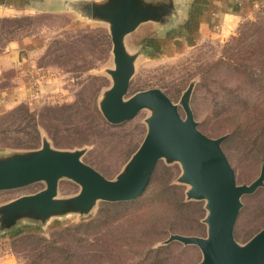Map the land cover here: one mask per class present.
Here are the masks:
<instances>
[{"label": "rangeland", "instance_id": "rangeland-1", "mask_svg": "<svg viewBox=\"0 0 264 264\" xmlns=\"http://www.w3.org/2000/svg\"><path fill=\"white\" fill-rule=\"evenodd\" d=\"M73 16L0 15V155L39 149L46 138L57 149H85V163L116 179L142 144L151 111L142 109L118 124L106 119L100 101L112 85L106 72L114 67L109 29L102 23L75 26ZM183 34L180 27L159 30L146 23L128 36L129 49L146 45L127 98L159 88L179 103L193 83L190 104L199 130L212 138L228 135L223 149L236 181L249 184L260 175L264 159V4L223 41L211 38L186 47L178 39ZM31 38L37 46L27 52L30 79L23 92L12 94L18 67L5 56L13 44ZM182 172L179 162L161 159L149 186L134 200H100L89 214L52 218L44 227H21L11 243L17 264L200 262L198 246L164 244L173 233L208 234L206 201L187 199L190 186L178 180ZM45 187L40 181L0 190V204ZM80 189L63 178L58 195L70 197ZM262 228L264 186L242 197L234 237L244 244Z\"/></svg>", "mask_w": 264, "mask_h": 264}, {"label": "water", "instance_id": "water-1", "mask_svg": "<svg viewBox=\"0 0 264 264\" xmlns=\"http://www.w3.org/2000/svg\"><path fill=\"white\" fill-rule=\"evenodd\" d=\"M64 12L79 20L102 23L112 40L114 67L106 68L112 85L101 97L100 109L106 119L118 124L149 109L147 134L127 162L124 170L109 179L82 159L85 149H57L48 139L42 147L25 152L0 155V190L21 188L43 181L46 187L0 204V235L21 227L42 226L52 218L71 214L86 215L98 201L125 202L139 197L149 186L157 163L179 162L183 172L179 181L190 188L189 200H205L208 225L205 237L171 234L164 244L179 241L198 246L203 258L196 264H264V228L240 244L234 228L242 197L264 186V159L260 175L249 184H238L234 169L223 149L228 135L212 138L198 128L190 99V84L179 103L163 90L151 88L127 98L137 59L144 54L142 44L129 49L127 38L140 26L154 23L159 30L177 27L182 6L176 0H67ZM180 108L185 112L181 114ZM69 178L80 192L59 197V182Z\"/></svg>", "mask_w": 264, "mask_h": 264}, {"label": "crops", "instance_id": "crops-1", "mask_svg": "<svg viewBox=\"0 0 264 264\" xmlns=\"http://www.w3.org/2000/svg\"><path fill=\"white\" fill-rule=\"evenodd\" d=\"M66 1L67 0H0V15L28 12L64 13L63 6ZM176 1L178 3L180 2L181 8L183 9L180 20L177 22V27L183 28L184 34L179 36L178 39L183 40L185 43L184 46L186 47H193L211 38H217L223 41L225 38L234 34L239 29L241 23L251 17L257 8L264 4V0ZM72 21L75 26L89 25L92 23L79 20L76 16H73ZM141 27L134 33L139 31ZM150 40H152V38ZM36 42L35 38L28 39L27 41H18L11 46V50L5 56V60H10L18 67L17 86L13 87L14 90H12V94H14L15 91L18 93L23 92L24 87L30 79V75L28 74L29 70L26 72L31 60L28 57V53L33 52L37 46L35 44ZM6 93L9 96L11 95L9 91ZM15 234V232H8L0 235V264H17L11 244Z\"/></svg>", "mask_w": 264, "mask_h": 264}]
</instances>
